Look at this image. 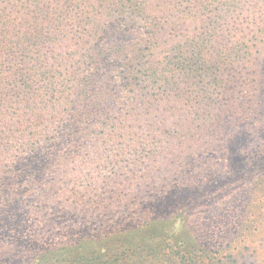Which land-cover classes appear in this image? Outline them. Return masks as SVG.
<instances>
[{
	"label": "trees",
	"instance_id": "trees-1",
	"mask_svg": "<svg viewBox=\"0 0 264 264\" xmlns=\"http://www.w3.org/2000/svg\"><path fill=\"white\" fill-rule=\"evenodd\" d=\"M263 46L264 0H0V264H264ZM99 128L154 192L63 202Z\"/></svg>",
	"mask_w": 264,
	"mask_h": 264
},
{
	"label": "rangeland",
	"instance_id": "rangeland-1",
	"mask_svg": "<svg viewBox=\"0 0 264 264\" xmlns=\"http://www.w3.org/2000/svg\"><path fill=\"white\" fill-rule=\"evenodd\" d=\"M256 56L257 58H264V46L260 49V55ZM119 70L121 71V68ZM119 75L118 84L121 88L126 87L128 85L126 74L120 73ZM109 127H111L110 124ZM93 139V143L89 147V153L77 157L66 172V182L62 194L63 202H66L69 206L71 204L72 206L79 205L74 203L76 198H79V201L83 204L92 203V190L103 185L106 186L105 181H108L114 174L123 185L133 184L134 192L138 190V195H148L154 192L163 181L162 179L151 181L148 179L149 172L152 170V162L143 157H138L139 151L134 150L138 144L130 150L127 147V138L118 139L115 136H109L106 129L103 128L95 131ZM146 142L142 141L144 147ZM161 145L162 150L157 154L164 161L169 158L164 149L169 146V143H166V145L162 143ZM95 154L97 155L95 156ZM143 176L145 177L143 178ZM173 190L175 194L176 189L174 187ZM85 192H88L89 195H86ZM262 207L264 208V206ZM83 215L85 213L80 210V207H77L73 213H67L66 216L74 221L81 219ZM252 248L256 249L255 245ZM258 249L264 250V244H259Z\"/></svg>",
	"mask_w": 264,
	"mask_h": 264
}]
</instances>
